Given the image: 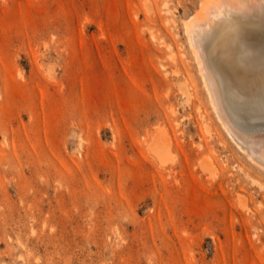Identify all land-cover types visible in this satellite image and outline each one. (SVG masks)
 I'll list each match as a JSON object with an SVG mask.
<instances>
[{"label":"rangeland","instance_id":"1","mask_svg":"<svg viewBox=\"0 0 264 264\" xmlns=\"http://www.w3.org/2000/svg\"><path fill=\"white\" fill-rule=\"evenodd\" d=\"M201 1L0 0V264H264V170L183 27Z\"/></svg>","mask_w":264,"mask_h":264},{"label":"bare ground","instance_id":"2","mask_svg":"<svg viewBox=\"0 0 264 264\" xmlns=\"http://www.w3.org/2000/svg\"><path fill=\"white\" fill-rule=\"evenodd\" d=\"M183 27L223 129L264 170V42L253 40L264 34V0H202ZM231 110L249 127L235 121ZM158 138L153 135L150 146L160 152Z\"/></svg>","mask_w":264,"mask_h":264}]
</instances>
